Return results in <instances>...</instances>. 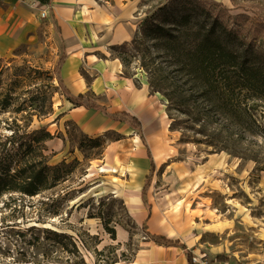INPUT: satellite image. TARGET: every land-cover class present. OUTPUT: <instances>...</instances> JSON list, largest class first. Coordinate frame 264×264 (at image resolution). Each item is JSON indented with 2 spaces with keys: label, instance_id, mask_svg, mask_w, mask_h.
<instances>
[{
  "label": "rangeland",
  "instance_id": "374dc122",
  "mask_svg": "<svg viewBox=\"0 0 264 264\" xmlns=\"http://www.w3.org/2000/svg\"><path fill=\"white\" fill-rule=\"evenodd\" d=\"M169 1L80 0L87 11L74 2L57 20L35 11L26 34L0 54V142L45 129L53 136L48 164L72 163L64 182L35 197H0V264H186L180 246L152 236L178 241L207 264H264V139L255 128L203 130L196 116L177 112L171 130L165 99L148 88L137 62L124 69L115 51L117 37L135 38L145 15ZM198 1L233 28L264 32V0ZM64 50L60 79L71 94L137 117L142 136L66 100L54 74ZM254 115L264 127V104ZM50 231L72 236L77 251L51 248Z\"/></svg>",
  "mask_w": 264,
  "mask_h": 264
},
{
  "label": "trees",
  "instance_id": "16d2710c",
  "mask_svg": "<svg viewBox=\"0 0 264 264\" xmlns=\"http://www.w3.org/2000/svg\"><path fill=\"white\" fill-rule=\"evenodd\" d=\"M37 1L49 5L52 0ZM210 6L198 0L160 3L154 12L150 11L141 20L137 36L115 49L118 59L124 69L133 61L137 62L138 69L146 76L148 88L165 99V111L172 120L171 130L176 125L171 113L177 112L187 118L196 116L195 120L201 123L203 130L211 125L242 132L255 128L254 136L264 139V127L257 123L254 115L255 110L264 104V32L259 36L248 35L233 28L224 23L221 14ZM196 17H202V21ZM239 18L245 17H234ZM261 25L264 26V22ZM66 58L63 51L54 68L66 100L75 107H84L111 121L124 123L142 136V124L137 117L126 112L109 113L103 106L84 104L81 96L71 94L60 79ZM123 74L137 84L134 74ZM191 102L198 105L195 115ZM13 139L0 142V197L8 194L35 197L65 181L72 163L48 164L49 158L44 155L45 143L53 136L47 130L38 129L19 135L16 141ZM181 140L188 142L185 135ZM88 141L98 144V141ZM216 142L220 143V140ZM209 146L219 148L215 143ZM146 154L152 169L149 150ZM63 168L66 171L63 172ZM98 218L102 220L105 232L114 238V229L108 227L110 221L102 216ZM45 240L61 253L74 254L78 249L76 240L61 232H46ZM150 240L165 246H180L187 264H194L190 253L178 241L163 236H152Z\"/></svg>",
  "mask_w": 264,
  "mask_h": 264
},
{
  "label": "crops",
  "instance_id": "0c3cea01",
  "mask_svg": "<svg viewBox=\"0 0 264 264\" xmlns=\"http://www.w3.org/2000/svg\"><path fill=\"white\" fill-rule=\"evenodd\" d=\"M79 1L80 0H52L48 5L49 11L46 18L54 20L58 18L62 19L64 14L67 15L69 13L74 2H76L77 6L82 7V9L84 6L85 11H87L88 8L83 4H79ZM34 2L35 0H0V54L13 48L20 38L19 34H22V36L25 35L27 26L30 25L29 23L35 21V11L38 13V10L32 6ZM46 18L45 20H47ZM125 28L128 29L129 27ZM132 37V33L120 35L115 39L114 46L129 42ZM185 261L187 264L186 256Z\"/></svg>",
  "mask_w": 264,
  "mask_h": 264
},
{
  "label": "built area",
  "instance_id": "2783aa9c",
  "mask_svg": "<svg viewBox=\"0 0 264 264\" xmlns=\"http://www.w3.org/2000/svg\"><path fill=\"white\" fill-rule=\"evenodd\" d=\"M32 6H34L38 10L40 18L45 19L47 17L49 11L48 5L40 4L37 0H35ZM202 258L203 257L197 259L196 257H192V262L194 264H207V262L202 260Z\"/></svg>",
  "mask_w": 264,
  "mask_h": 264
},
{
  "label": "bare ground",
  "instance_id": "6f19581e",
  "mask_svg": "<svg viewBox=\"0 0 264 264\" xmlns=\"http://www.w3.org/2000/svg\"><path fill=\"white\" fill-rule=\"evenodd\" d=\"M83 9H84V11H85V7L83 6ZM119 237L121 238L122 237V235L121 234H119Z\"/></svg>",
  "mask_w": 264,
  "mask_h": 264
}]
</instances>
